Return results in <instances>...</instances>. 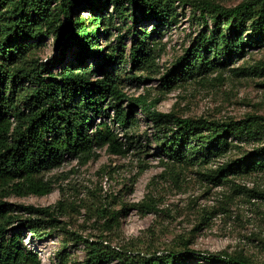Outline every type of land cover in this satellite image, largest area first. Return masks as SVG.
Here are the masks:
<instances>
[{
  "label": "trees",
  "instance_id": "16d2710c",
  "mask_svg": "<svg viewBox=\"0 0 264 264\" xmlns=\"http://www.w3.org/2000/svg\"><path fill=\"white\" fill-rule=\"evenodd\" d=\"M187 1L193 14L198 12L202 28L183 53L159 71L155 60L160 49L152 34L176 23V0H0V264H39L21 231L26 229L37 237L58 228L66 232L61 218L76 207L96 216L95 239L74 238L84 244L82 264L108 260L123 264H264L244 253L196 252L187 247V240L179 249L129 256L131 247L111 245L122 239L119 218L129 210L122 201H113L116 195H110L112 201L107 195L96 196L98 200L90 206L82 199L76 203L60 198L41 207L7 201L50 194L55 182L47 173L61 167L66 158L82 165L97 159L103 147L117 156L140 149L141 137L134 131L138 112L156 132L157 157L165 171L195 170L212 187L230 183L233 195H225L223 202H230L234 194L248 200L262 198L260 189H247L236 180L264 175V116L219 121L163 113L156 106L183 84L212 74L217 79L226 71L235 77L264 75L262 62L228 66L231 58L242 59L246 49L264 47V0H244L232 7L209 0ZM80 8H89V16L83 17ZM114 18L123 20L126 32L133 33L127 59L132 68L130 80L141 84L158 74L156 96L148 90L127 95L106 69L118 54L108 45L101 46L99 40ZM152 20V30L139 25ZM45 39L54 41L59 57L45 61L40 57ZM69 53L74 63L65 65ZM91 57L97 70L87 65ZM95 118L100 120L96 124ZM112 124L121 128V136ZM249 142L258 145L244 150L242 145ZM144 152L136 153L137 161H142L137 175L148 168L140 157ZM154 198L147 195L130 206L142 215L155 213Z\"/></svg>",
  "mask_w": 264,
  "mask_h": 264
},
{
  "label": "rangeland",
  "instance_id": "374dc122",
  "mask_svg": "<svg viewBox=\"0 0 264 264\" xmlns=\"http://www.w3.org/2000/svg\"><path fill=\"white\" fill-rule=\"evenodd\" d=\"M176 1V23L160 30V34H152L160 49L159 57L155 60L159 71H163L181 55L202 28L196 18L198 12L193 14L188 1ZM209 1L232 7L244 0ZM78 12L83 17L90 14L89 8H80ZM110 12L109 5L108 13ZM126 24H130L129 20ZM139 25L152 30L155 28V21H141ZM108 27L107 33L100 34L99 44L114 48L118 54L113 64L106 67L108 72L127 95L136 96L148 90L152 97L156 96L158 74L141 84L129 78L128 71L132 68L127 59L133 33L126 32L124 21L116 18ZM40 57L44 61L59 57V51L52 39L44 40ZM86 62L95 70L98 69L95 58H88ZM258 62L264 63V47L246 49L242 59L231 58L228 66ZM63 63H74L71 53L65 56ZM132 71L140 74L136 70ZM156 110L163 113L173 111L182 117L201 116L219 121L239 120L250 114L264 116V75L235 77L226 71L222 79H217L212 74L205 80L190 81L168 93L156 106ZM136 119L134 131L141 137L137 144L141 148L137 150L145 151L140 157L148 164V168L139 175L137 173L142 161H137V150H131L126 156H117L103 147L97 151L98 158L95 160L81 165L76 160L66 158L61 167L48 172L47 177L52 176L55 182L50 194L41 197H10L7 201L41 207L53 205L60 198L74 200L76 203L82 199L85 205L90 206L98 200L96 196L107 195L108 201H112L110 195H116L113 201H122L129 210L126 217L119 218L122 239L111 245L116 248L122 246L123 249L131 247L132 254L129 256H135L137 252L149 255L152 252L160 254L165 250L179 249L187 240V247L196 252L244 253L257 262H264V175L236 180L247 189H260L262 198L248 200L242 194H234L230 202H223L225 195H233L230 183L212 187L201 180L194 173L195 170L172 173L165 171L157 157V145L153 139L156 132L151 122L141 112L137 113ZM99 121L94 119L95 124ZM112 126L121 136V128L116 124ZM257 145L258 143L249 142L243 144L242 148L249 151ZM147 195L155 197L158 211L142 215L130 205L141 201ZM119 206L120 204L116 205V209ZM61 220L66 222V232L58 228L37 237L30 235L26 229L21 231L23 242L28 249L37 253L39 264H82L85 260L84 244L74 238L80 235L82 239L86 237L94 240L97 235L93 226L96 216L91 211L76 207L68 210L67 216ZM104 264L123 263L108 260Z\"/></svg>",
  "mask_w": 264,
  "mask_h": 264
}]
</instances>
